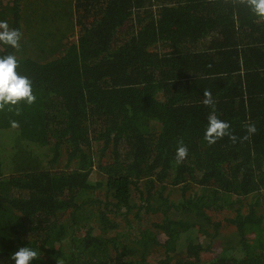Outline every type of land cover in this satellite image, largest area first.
Segmentation results:
<instances>
[{
	"label": "trees",
	"instance_id": "1",
	"mask_svg": "<svg viewBox=\"0 0 264 264\" xmlns=\"http://www.w3.org/2000/svg\"><path fill=\"white\" fill-rule=\"evenodd\" d=\"M0 20L22 34L0 57L36 96L0 110L2 264L24 246L32 264H264V21L248 0H0ZM213 111L230 128L209 145Z\"/></svg>",
	"mask_w": 264,
	"mask_h": 264
},
{
	"label": "clouds",
	"instance_id": "2",
	"mask_svg": "<svg viewBox=\"0 0 264 264\" xmlns=\"http://www.w3.org/2000/svg\"><path fill=\"white\" fill-rule=\"evenodd\" d=\"M248 7L257 19L264 21V0H248ZM19 29L10 28L6 20H0V44L18 49L21 39ZM18 60L15 55H7L0 57V110L14 107L21 102L31 105L36 101L33 94L32 81L24 75L17 72ZM203 104L205 106H213L214 100L210 91H204ZM15 121L12 127H17ZM230 125L217 117L215 112H211L208 116L207 126L204 131L205 141L211 145L216 140L229 135L228 129ZM257 131L254 124L247 127L249 135L255 134ZM233 140L235 137H231ZM188 156V148L181 144L176 149V162H182ZM39 256L38 250L24 246L11 254L10 259L13 264H32ZM2 264V262H0Z\"/></svg>",
	"mask_w": 264,
	"mask_h": 264
},
{
	"label": "rangeland",
	"instance_id": "3",
	"mask_svg": "<svg viewBox=\"0 0 264 264\" xmlns=\"http://www.w3.org/2000/svg\"><path fill=\"white\" fill-rule=\"evenodd\" d=\"M42 10H43V9H42L41 7L37 9V11H38L39 13H40ZM46 14H47V17H46V21H45V22H46V24H47V33H51V34H52V32L54 31V29L49 25L48 18H49L53 13L50 12V11H47ZM57 21H58V20H57ZM68 22H69V21H68ZM69 28L71 29L72 27L70 26ZM60 31H61V30H60ZM60 36H61V35H60ZM75 38H76V37L74 36V37H72L71 39H72V40H75ZM1 138H2V137H1ZM1 138H0V141H2V143H3L4 140H2ZM3 145H4V144H3ZM7 148L10 149V146L7 145ZM0 152H1L2 154H5V155L7 156V160L9 161V158H11V156H10L11 151H9L8 153H5V152H6V149H5V146H4V147L0 148ZM5 155L2 157V159H4L5 161H7V160L5 159ZM40 157H41V160L44 162L43 167H46V163H45V162L48 161L47 158H46V157H43V156H41V155H40ZM0 158H1V154H0ZM12 159H13V158H12ZM13 160H14V159H13ZM63 164H64V162H63ZM63 164H61V167L64 166ZM68 166H69V165H68ZM69 167H72V166H69ZM94 177H95V176H94V173H92L91 178H94ZM175 191H176V192H180V191L177 190V189H176ZM25 195H26V193L23 194V196H25ZM173 195H175L176 200H177L178 198H180V196H179L178 194H176L174 191H173ZM213 216H216V214H213ZM160 218H161V216L156 215V216L152 219V221H150V222L158 221ZM218 218H221V215H218ZM150 222L145 221L143 224L150 223ZM121 228L126 232L125 225H122ZM23 239L30 241V240L33 239V236H27V237H24ZM8 244L12 245L13 242H12V241L7 242L6 245H8ZM213 257H214V254H212V255H211V254L203 255V258H204L205 260L211 259V258H213Z\"/></svg>",
	"mask_w": 264,
	"mask_h": 264
}]
</instances>
